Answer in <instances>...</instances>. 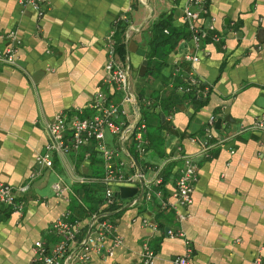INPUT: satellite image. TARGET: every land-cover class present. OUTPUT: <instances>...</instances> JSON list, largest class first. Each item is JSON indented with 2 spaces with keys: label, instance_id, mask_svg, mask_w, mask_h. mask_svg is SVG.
Segmentation results:
<instances>
[{
  "label": "crops",
  "instance_id": "crops-1",
  "mask_svg": "<svg viewBox=\"0 0 264 264\" xmlns=\"http://www.w3.org/2000/svg\"><path fill=\"white\" fill-rule=\"evenodd\" d=\"M42 1L47 3L39 15L19 0H0V50L11 28L21 40L16 63L0 62V178L12 185L27 180L53 114L82 107L96 89H105L104 38L112 28L123 34L122 61L134 98L126 103L127 117L132 121L135 110L144 117V150L106 131L104 139L118 148L115 164L127 173L139 171L141 179L112 183L113 192L120 186L136 190L114 194V208L106 210L97 179L100 158L92 146L76 154L53 152L52 166L41 168L23 194L22 212H0V264H37L33 242L56 240L49 231L55 218L68 211L77 219L79 240L90 215L101 210L113 220L121 242L112 246L107 237L102 250L89 252V264H131L143 241L154 252L151 264H170L183 252V236L192 248L191 264H248L254 255L264 260V138L251 127L264 112V0H207L200 23L219 39L208 37L197 50L193 68L207 88L200 97L168 86L179 79L174 60L191 48L181 17L184 0ZM168 92L173 102L165 107L162 97ZM118 99L116 92L109 95ZM209 115L221 117L218 127L207 124ZM183 155L196 165L191 201L160 211L157 199L144 200L141 189L156 187L169 196ZM79 174L87 180L72 179ZM55 182L62 187L59 193L52 188ZM116 208L118 213L108 215ZM144 216L155 229L141 222ZM167 229L183 236H168ZM108 246L110 254L103 251Z\"/></svg>",
  "mask_w": 264,
  "mask_h": 264
},
{
  "label": "built area",
  "instance_id": "built-area-1",
  "mask_svg": "<svg viewBox=\"0 0 264 264\" xmlns=\"http://www.w3.org/2000/svg\"><path fill=\"white\" fill-rule=\"evenodd\" d=\"M19 2L22 5L31 6L39 15L44 12L47 3L42 0H19ZM206 10L207 0L183 1L181 17L187 27L191 48L182 52L174 60V73L178 75L179 79L168 83V86L176 92H193L198 97L203 95L207 88L201 85L193 68L194 62L199 58L197 50L201 48V44L208 37L214 40L219 39L216 32L203 28L200 23V18ZM4 36L7 43L0 50V62L15 64V54L21 40L15 28L6 31ZM116 44L117 37L114 34V29L111 28L104 38L105 60L102 81L105 89H96L91 94L90 100L82 107H77L70 112L60 110L53 114L46 123L47 140L43 144L42 151L36 156L37 167L31 170L28 179L21 184L12 185L0 178V212L7 208L10 212H22L25 205L23 194L27 192L30 182L39 174L41 168L52 166L53 152L59 156L69 151L76 154L81 147L92 146L100 158L101 173L97 179L103 183L101 204L106 210L115 204L112 183L129 184L136 179H141L139 171L127 173L115 164L114 158L118 148L107 144L104 139V132L107 131L121 139L129 138L136 151L144 150L145 121L139 110H135L132 121L127 117L126 103H131L134 98L129 90L128 67L124 61L119 59ZM114 92L120 93L117 101L109 100V95ZM214 119V115H209L206 120L207 124L211 125ZM251 127L259 129L264 138V112L255 118ZM206 136H209L208 132ZM72 179L83 182L87 180V176L79 174L74 175ZM195 179L196 165L190 157L183 155L182 164L174 177L173 188L169 196H163L159 188L156 187H148L144 191L142 187L141 196L147 201L156 198L160 211L185 206L191 201V189ZM159 182L160 178L156 177L154 183L158 184ZM52 188L56 193L62 190L57 182L52 184ZM178 216L183 217L184 215L178 212ZM140 220L151 229H155L157 226L153 220L145 216ZM49 231L57 237L54 242L46 243L40 239L33 242V261L37 264H72V261L78 262V264H89V252L102 250V243L107 237L111 238L112 246L121 242L114 222L106 216L105 210L93 212L90 215L88 231L79 240H77V234L80 232L79 222L77 219L69 217L68 211L50 223ZM166 234L168 236H183L181 230L167 229ZM71 243L72 245L78 244V247L75 250L70 249L72 248ZM183 243V252L172 256L170 264H191L192 248L189 240L184 236ZM112 246L105 247L104 253L110 254ZM153 256V250L143 241L139 258L131 264H151ZM248 264H264V260L259 255H254Z\"/></svg>",
  "mask_w": 264,
  "mask_h": 264
},
{
  "label": "trees",
  "instance_id": "trees-1",
  "mask_svg": "<svg viewBox=\"0 0 264 264\" xmlns=\"http://www.w3.org/2000/svg\"><path fill=\"white\" fill-rule=\"evenodd\" d=\"M116 37H117V44H116V52H117V55H118V57H119V59L120 60H123L124 59V43H123V39H122V37H123V34H116ZM173 95L170 93V92H168V95H166V96H163L162 97V99H163V105L165 106V107H167V106H170L171 105V103L173 102V97H172ZM142 117V116H141ZM114 208V207H113ZM113 208H109V209H113ZM120 210L118 209V208H116L115 210H113V211H110L109 213H108V215H113V214H116V213H118Z\"/></svg>",
  "mask_w": 264,
  "mask_h": 264
},
{
  "label": "water",
  "instance_id": "water-1",
  "mask_svg": "<svg viewBox=\"0 0 264 264\" xmlns=\"http://www.w3.org/2000/svg\"><path fill=\"white\" fill-rule=\"evenodd\" d=\"M126 38H127V36H125V39ZM144 63H145V60L142 61V66L144 65ZM220 120H221V117L215 118V120H214V124H216L215 127H218ZM125 189L132 190V192H133L136 190V187L135 186H120L119 190L115 191L114 194L116 196H121L122 195L121 192ZM138 195H140V192L138 193Z\"/></svg>",
  "mask_w": 264,
  "mask_h": 264
},
{
  "label": "rangeland",
  "instance_id": "rangeland-1",
  "mask_svg": "<svg viewBox=\"0 0 264 264\" xmlns=\"http://www.w3.org/2000/svg\"><path fill=\"white\" fill-rule=\"evenodd\" d=\"M117 94H118V96L120 95V93L119 92H117ZM142 118L144 119V117L142 116ZM144 121H145V119H144ZM145 125H146V122H145ZM110 133H108L107 131H106V136H108ZM111 135V134H110Z\"/></svg>",
  "mask_w": 264,
  "mask_h": 264
}]
</instances>
